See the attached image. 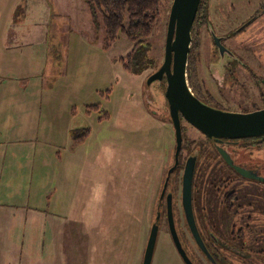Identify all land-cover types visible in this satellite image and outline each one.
I'll return each mask as SVG.
<instances>
[{"label": "rangeland", "instance_id": "obj_1", "mask_svg": "<svg viewBox=\"0 0 264 264\" xmlns=\"http://www.w3.org/2000/svg\"><path fill=\"white\" fill-rule=\"evenodd\" d=\"M173 1L161 0L135 74L121 63L133 42L122 34L104 48L105 29L84 0H0V264H143L176 148L166 82L148 83L164 62ZM197 33V94L231 112L264 109V0H205ZM183 126L184 159L202 156L204 136ZM251 145L252 161L264 164V144ZM172 179L176 226L196 264L181 179ZM244 195L264 201V184ZM255 217L257 236L264 217ZM159 225L152 264H185L164 217ZM251 249V264H264Z\"/></svg>", "mask_w": 264, "mask_h": 264}, {"label": "flooded vegetation", "instance_id": "obj_2", "mask_svg": "<svg viewBox=\"0 0 264 264\" xmlns=\"http://www.w3.org/2000/svg\"><path fill=\"white\" fill-rule=\"evenodd\" d=\"M163 81L166 82V78ZM188 82L190 86V81L188 80ZM166 87H167V82H166ZM194 94L202 102L213 108L222 111L231 112L229 110L223 109L220 105H215L214 103L205 99L203 96L201 97L197 93ZM166 105L169 110V119L174 128L175 141H176V131L173 124V120L171 119L170 108L167 103V100L165 106ZM236 113H250V112H236ZM180 117H181V126L183 132L184 130L183 123L184 122L187 124L189 123L182 117V115ZM199 133L201 132L199 131ZM202 135L204 136V138H202L203 141H201L203 143V146L200 150L203 153L202 156L201 154L199 155L198 152L197 155L195 152L197 150H195L194 152L189 153L186 159H184L183 144H182V149L179 155L177 156L176 155L177 142H176V148L174 153V164L173 166H171L168 172L169 178L167 177L166 181L164 182L160 194V198L158 200V206H161V208L162 207L163 208L162 211L159 212V214H157L154 221L159 227L158 239H159V234L161 232V225L159 224L162 223L164 217V219L168 224L169 234L173 240L170 229V222H169L170 209H171L174 227L177 236L180 240V243L182 245V249L185 251L187 257L192 262V264H195L193 262L194 259L191 260L189 256V252L185 247L184 239L182 240L178 227L176 226V223L179 221V218L177 216V208L175 204L177 198L174 196L173 193L169 192V187L171 183H174L172 176L177 175L178 180L181 179L180 186L182 187L181 196L179 200L180 207L182 208L181 220L186 224L187 230L195 243L196 252L200 256L199 258L197 255L196 264H201L202 259H206V261H208L207 264H233L230 260L231 258L234 259L235 254H239L240 258L243 259L245 264H251L252 249L250 244L251 233L249 230V225H250L249 223H251V221L257 220L255 216H260L262 218L264 217V201L262 200L260 203H256V204L250 203L248 198H246V196L244 195V189L245 186L249 185L250 183L259 182V184H264V182L257 180V178L259 177L264 178V164L259 160L258 163L252 161L253 156L250 151L252 147L251 144H255L260 148L262 147V144L264 143H261V141H264V136L257 138L230 140V139H209L204 134ZM220 149L224 150L225 153L229 156V158L231 159V164H229L227 160L224 158V156L220 152ZM203 158L204 160L202 161ZM189 160L191 161V165L194 166V175H193V183H192L193 185L192 210H193V216H194L196 228L200 237V242H198L196 238L193 236V232L190 227L188 221V215L186 213L185 205H184L183 182L186 172V165ZM200 167H202V170L200 169ZM236 167L243 169L250 176L249 177L244 176L236 169ZM179 169L182 170L181 178L179 176V173L177 172ZM219 181L222 182L225 181L226 183L225 184L217 183ZM209 194H212V196L214 197L213 205H212L214 216H212L210 214V210L207 209L209 208V205L206 198L207 196H209ZM226 198H228L229 200H227ZM224 203L227 205V207H230L231 209L233 208V206L236 208L235 210L234 209L232 210L233 214L231 215L222 214L223 208L225 207ZM242 223H247V224L246 226H243L241 225ZM240 230H242V232L239 233ZM236 234L239 237L241 236L243 237L244 239L243 246H239V245L234 246V241L232 240H234L237 237ZM225 237H230L232 242H228L227 240H229V238H225ZM173 245L177 250V252L179 253L175 245V242L173 243ZM184 263L186 264L185 261Z\"/></svg>", "mask_w": 264, "mask_h": 264}, {"label": "water", "instance_id": "obj_3", "mask_svg": "<svg viewBox=\"0 0 264 264\" xmlns=\"http://www.w3.org/2000/svg\"><path fill=\"white\" fill-rule=\"evenodd\" d=\"M201 2L202 0L173 1L167 28L164 62L148 79V83L151 84L154 81H163L166 78L165 97L176 131L177 156L183 144L181 115L191 126L209 139L239 140L264 136V109L250 113L222 111L198 99L189 86L187 70L192 45V31ZM214 42L223 56L227 52V48L223 45L222 39L214 36ZM220 152L227 162L231 164V159L225 151L220 149ZM236 169L244 176H250L243 169L239 167H236ZM193 175L194 166L191 165L189 160L186 165L183 182L184 205L193 236L200 242L192 210ZM257 180L264 182L263 177H259ZM169 222L172 237L180 256L186 264H192L182 249L177 236L171 209ZM158 233L159 227L154 224L150 232L143 264H152Z\"/></svg>", "mask_w": 264, "mask_h": 264}, {"label": "trees", "instance_id": "obj_4", "mask_svg": "<svg viewBox=\"0 0 264 264\" xmlns=\"http://www.w3.org/2000/svg\"><path fill=\"white\" fill-rule=\"evenodd\" d=\"M84 2L89 8L93 20L98 21V19H100L101 26L103 25V28L105 29L104 48H110L111 44L116 41L120 35H125L128 40L133 42V47L127 57L121 59L123 68L135 74L144 69V65H142V63H145L143 57H145L147 46L150 44V38L153 34L156 22L160 18L161 0H84ZM204 4L205 0H202L192 31V45L188 61V80L190 81V86L194 93H197L195 91L197 86L195 84V74L193 71L194 68L192 61L195 54L199 51V43L198 40H196L199 36V33H197V25L204 8ZM94 107H97V105ZM89 133L90 129H85L79 137L77 135V138L80 142L84 143V139L89 136ZM183 136H185V129L183 130ZM217 183L225 184L226 182L219 181ZM226 199L229 200L228 198ZM206 200L209 205V208L207 209L210 210V214L214 216L212 206L214 197L212 194H209ZM224 205L225 207L223 208L222 214H233L232 210H235L236 208L233 206L231 209L230 207H227L225 203ZM240 232H242V230H240L239 233ZM250 233L251 246L252 243H254L260 248V252H258V254L261 255V258L257 259L264 260V255H262L264 253V245L256 243L263 239L262 237L264 232H260L261 234L259 233L256 236V234L252 232V229H250ZM236 236L237 237L232 240L234 241V246H243V237H239L237 234ZM225 238H229L227 241L232 242L230 237ZM233 260L238 261L240 264H245L239 254H235Z\"/></svg>", "mask_w": 264, "mask_h": 264}]
</instances>
